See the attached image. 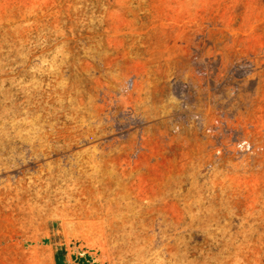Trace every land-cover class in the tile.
<instances>
[{
    "label": "rangeland",
    "instance_id": "1",
    "mask_svg": "<svg viewBox=\"0 0 264 264\" xmlns=\"http://www.w3.org/2000/svg\"><path fill=\"white\" fill-rule=\"evenodd\" d=\"M164 263L264 264V0H0V264Z\"/></svg>",
    "mask_w": 264,
    "mask_h": 264
},
{
    "label": "bare ground",
    "instance_id": "2",
    "mask_svg": "<svg viewBox=\"0 0 264 264\" xmlns=\"http://www.w3.org/2000/svg\"><path fill=\"white\" fill-rule=\"evenodd\" d=\"M164 242H165V241H164ZM164 242H163V243H164ZM164 264H165V263H164Z\"/></svg>",
    "mask_w": 264,
    "mask_h": 264
}]
</instances>
